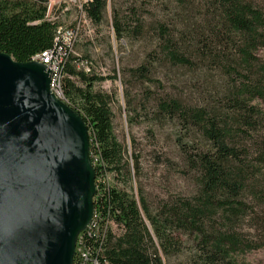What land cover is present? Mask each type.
I'll return each mask as SVG.
<instances>
[{
  "label": "trees",
  "instance_id": "obj_1",
  "mask_svg": "<svg viewBox=\"0 0 264 264\" xmlns=\"http://www.w3.org/2000/svg\"><path fill=\"white\" fill-rule=\"evenodd\" d=\"M108 1L84 6L93 26ZM146 1L162 16L112 10L115 39L145 43L143 61L103 77L54 41L46 0H0V53L18 63L50 53L65 104L87 126L94 216L72 264H247L264 252V11L244 0ZM106 80L119 83L129 126L174 130L177 162L155 159L191 182L188 196L155 206L136 197L140 156L114 135L115 94L97 88Z\"/></svg>",
  "mask_w": 264,
  "mask_h": 264
},
{
  "label": "water",
  "instance_id": "obj_2",
  "mask_svg": "<svg viewBox=\"0 0 264 264\" xmlns=\"http://www.w3.org/2000/svg\"><path fill=\"white\" fill-rule=\"evenodd\" d=\"M50 82L0 53V264H72L93 217L87 126Z\"/></svg>",
  "mask_w": 264,
  "mask_h": 264
},
{
  "label": "rangeland",
  "instance_id": "obj_3",
  "mask_svg": "<svg viewBox=\"0 0 264 264\" xmlns=\"http://www.w3.org/2000/svg\"><path fill=\"white\" fill-rule=\"evenodd\" d=\"M264 11V0H244ZM146 0H109L103 21L99 26H93L83 11L68 6L64 14L60 15L58 24L69 27L77 26L80 34L74 49H70L76 66L81 69L80 63L87 61L90 70L106 77L114 68L121 66L132 67L143 61L145 43H130L126 40L117 41L112 28V10H117L123 16L129 15V8L134 6L142 18L153 20L162 16L161 6L155 9L144 7ZM46 9V4H45ZM260 56L262 54H259ZM84 60V61H82ZM98 89L115 94V103L112 105L113 132L116 139L127 148L128 155L139 153L138 169L133 178V189L138 198L140 192L151 206L157 201L167 198L188 196L192 191L191 182L184 176L165 166L156 163L155 155L163 154L166 159L175 163L176 150L173 144L174 130L166 126L162 129L150 127L144 123L129 126L126 122L119 83L106 80L97 86ZM153 137H150L151 135ZM264 172V168H263ZM110 180V177H108ZM129 184L119 183L118 188L129 191ZM247 264H264V252L254 251L244 256Z\"/></svg>",
  "mask_w": 264,
  "mask_h": 264
},
{
  "label": "built area",
  "instance_id": "obj_4",
  "mask_svg": "<svg viewBox=\"0 0 264 264\" xmlns=\"http://www.w3.org/2000/svg\"><path fill=\"white\" fill-rule=\"evenodd\" d=\"M88 1L90 0H46V11L44 18L47 22L56 25L54 41H60L62 45L66 47L69 51L71 47L73 48L74 43H76L77 41L79 35L78 28L75 24L74 26L72 24L69 27H63L57 22L59 20L60 15L64 14V12L67 10L66 7L72 6L82 12L84 6L87 4ZM30 61L41 63L47 67V69L51 72L50 91L54 96H56L59 100L65 103L60 84V70L58 69V65L55 62H52L50 53H43L41 55L35 56ZM79 67L84 72H89V66L87 62H81Z\"/></svg>",
  "mask_w": 264,
  "mask_h": 264
}]
</instances>
